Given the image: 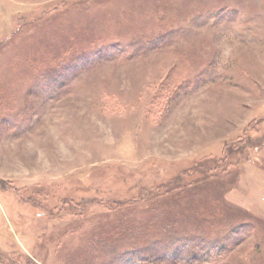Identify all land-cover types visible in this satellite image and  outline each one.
Returning <instances> with one entry per match:
<instances>
[{
  "label": "rangeland",
  "instance_id": "1",
  "mask_svg": "<svg viewBox=\"0 0 264 264\" xmlns=\"http://www.w3.org/2000/svg\"><path fill=\"white\" fill-rule=\"evenodd\" d=\"M0 264H264V0H0Z\"/></svg>",
  "mask_w": 264,
  "mask_h": 264
}]
</instances>
